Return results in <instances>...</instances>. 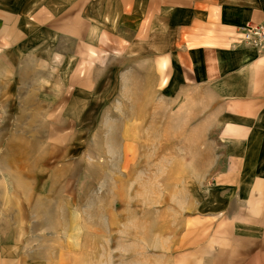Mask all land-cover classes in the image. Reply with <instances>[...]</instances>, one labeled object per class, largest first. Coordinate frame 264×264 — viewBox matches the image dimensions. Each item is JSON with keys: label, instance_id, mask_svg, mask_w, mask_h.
<instances>
[{"label": "rangeland", "instance_id": "obj_1", "mask_svg": "<svg viewBox=\"0 0 264 264\" xmlns=\"http://www.w3.org/2000/svg\"><path fill=\"white\" fill-rule=\"evenodd\" d=\"M157 46L152 28L102 35L80 45L78 65L56 68L60 107L25 89L0 110V264H221L206 241L216 179L200 174L217 131ZM31 70L17 74L25 85Z\"/></svg>", "mask_w": 264, "mask_h": 264}, {"label": "crops", "instance_id": "obj_2", "mask_svg": "<svg viewBox=\"0 0 264 264\" xmlns=\"http://www.w3.org/2000/svg\"><path fill=\"white\" fill-rule=\"evenodd\" d=\"M262 21L264 0H0V110L26 97L25 89L36 97L50 91L57 109L64 80L56 68L78 65L81 44L95 47L102 35L129 28L154 29L175 87L189 93L206 130L217 131L207 139L217 149L211 165L200 171L215 177L219 195L206 241L216 240L221 264L241 258L264 264V55L237 43L241 26ZM27 67L35 77L25 85L17 74ZM43 68H55V76L44 78Z\"/></svg>", "mask_w": 264, "mask_h": 264}, {"label": "built area", "instance_id": "obj_3", "mask_svg": "<svg viewBox=\"0 0 264 264\" xmlns=\"http://www.w3.org/2000/svg\"><path fill=\"white\" fill-rule=\"evenodd\" d=\"M237 43L254 47L264 55V21L259 23H247L238 30ZM4 115L0 112V130L4 124Z\"/></svg>", "mask_w": 264, "mask_h": 264}]
</instances>
